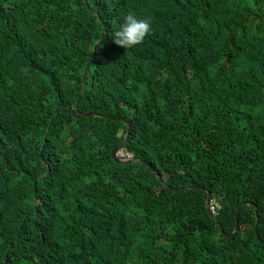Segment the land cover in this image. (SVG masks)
I'll return each instance as SVG.
<instances>
[{
    "label": "trees",
    "instance_id": "trees-1",
    "mask_svg": "<svg viewBox=\"0 0 264 264\" xmlns=\"http://www.w3.org/2000/svg\"><path fill=\"white\" fill-rule=\"evenodd\" d=\"M0 264H264V0H0Z\"/></svg>",
    "mask_w": 264,
    "mask_h": 264
},
{
    "label": "clouds",
    "instance_id": "clouds-1",
    "mask_svg": "<svg viewBox=\"0 0 264 264\" xmlns=\"http://www.w3.org/2000/svg\"><path fill=\"white\" fill-rule=\"evenodd\" d=\"M151 32L152 21L149 18H140L135 14L129 13L123 18L119 28L111 36L115 44L125 49H131L141 44L146 35ZM120 157L124 159L123 156L120 155Z\"/></svg>",
    "mask_w": 264,
    "mask_h": 264
},
{
    "label": "water",
    "instance_id": "water-1",
    "mask_svg": "<svg viewBox=\"0 0 264 264\" xmlns=\"http://www.w3.org/2000/svg\"><path fill=\"white\" fill-rule=\"evenodd\" d=\"M128 134H129V124L127 123V127H126V132H125V135H124V138L122 139V141L116 145L113 150L111 151L110 155L112 157V159L116 162V163H124V162H129V161H132L133 159L135 158H128V157H125L123 154L122 156L124 158H127L126 160H124L123 158L120 157V151L123 149V145H124V142L126 140V138L128 137ZM157 175V174H156ZM210 201V194L207 193V196H206V201H205V205L208 206V203ZM241 204H247V202H242ZM238 216V208L236 209V217ZM255 219H256V215H255ZM256 224V222H255Z\"/></svg>",
    "mask_w": 264,
    "mask_h": 264
},
{
    "label": "built area",
    "instance_id": "built-area-1",
    "mask_svg": "<svg viewBox=\"0 0 264 264\" xmlns=\"http://www.w3.org/2000/svg\"><path fill=\"white\" fill-rule=\"evenodd\" d=\"M120 155L122 156V153H120ZM124 156H129V154H123ZM208 208H209V211L212 213V214H215V210H214V206H213V201L210 200L209 203H208Z\"/></svg>",
    "mask_w": 264,
    "mask_h": 264
},
{
    "label": "rangeland",
    "instance_id": "rangeland-1",
    "mask_svg": "<svg viewBox=\"0 0 264 264\" xmlns=\"http://www.w3.org/2000/svg\"><path fill=\"white\" fill-rule=\"evenodd\" d=\"M120 153H123V154H125L124 152H122V151H120Z\"/></svg>",
    "mask_w": 264,
    "mask_h": 264
}]
</instances>
